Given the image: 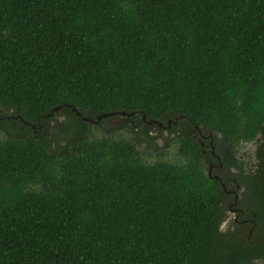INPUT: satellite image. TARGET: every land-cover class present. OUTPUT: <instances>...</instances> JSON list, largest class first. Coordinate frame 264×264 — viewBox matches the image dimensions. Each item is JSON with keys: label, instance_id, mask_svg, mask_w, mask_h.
I'll return each instance as SVG.
<instances>
[{"label": "trees", "instance_id": "obj_1", "mask_svg": "<svg viewBox=\"0 0 264 264\" xmlns=\"http://www.w3.org/2000/svg\"><path fill=\"white\" fill-rule=\"evenodd\" d=\"M258 261L264 0H0V264Z\"/></svg>", "mask_w": 264, "mask_h": 264}, {"label": "rangeland", "instance_id": "obj_2", "mask_svg": "<svg viewBox=\"0 0 264 264\" xmlns=\"http://www.w3.org/2000/svg\"><path fill=\"white\" fill-rule=\"evenodd\" d=\"M120 119H113V120H110L109 122L112 124H116L115 122L117 120H120ZM118 125L122 126V125H124V123L121 125L120 124H118ZM120 133H122V132H118V134H120ZM152 134H154V135L160 134V136L170 137L169 132L163 128L161 130L156 129L155 132ZM139 135L141 136L142 133ZM143 137L145 138V136H143ZM162 142H163V140H160V139L158 140V144L162 145ZM256 149H257V145L255 143H245V144H241L238 147V150L236 152L237 158L239 159L240 162H243L245 164V168L247 171L255 169V166H256V155H255ZM140 151L142 152L143 148H140ZM176 151H177L176 146H173L172 148H170L169 155L167 157L168 161L173 162V161L178 160ZM144 152H146V151H144ZM145 159L147 160V162L153 163L156 160V156L147 155L145 157ZM208 165H210V164H208ZM226 214H227V219L222 225V230L225 232L234 230L235 226H234L233 222H234V219L236 217V214L233 212H230V210H228ZM255 264H264V261H258Z\"/></svg>", "mask_w": 264, "mask_h": 264}, {"label": "flooded vegetation", "instance_id": "obj_3", "mask_svg": "<svg viewBox=\"0 0 264 264\" xmlns=\"http://www.w3.org/2000/svg\"><path fill=\"white\" fill-rule=\"evenodd\" d=\"M198 141L201 142V145L204 148V153H205L206 157L209 160L208 161V164H210L209 165V175L211 173L217 172L219 168L222 169L223 166H222V164L220 162V158L217 156L216 150L214 148V138H213V136L210 135L208 137V136H204L202 134ZM207 150H209V152H206ZM210 157H212V159ZM215 178H217V176ZM228 194L230 195V198H232L234 200V204H233L234 207L231 206L229 208V210H230V212H233V213L236 214V217H235L234 220H235V222H238V218L239 217H238V213L237 212H238L239 209L236 208L237 202L239 200L238 193L235 192V190H232V191H228Z\"/></svg>", "mask_w": 264, "mask_h": 264}, {"label": "water", "instance_id": "obj_4", "mask_svg": "<svg viewBox=\"0 0 264 264\" xmlns=\"http://www.w3.org/2000/svg\"><path fill=\"white\" fill-rule=\"evenodd\" d=\"M125 113H122V115H124ZM144 118H146L145 116H144ZM101 118H99V120H100ZM85 121H90V122H93V123H97V122H94V121H91V120H89V119H85ZM126 121V118L125 117H122V119H120V120H117L115 123L116 124H123L124 122ZM151 124H153V123H156V124H159L160 126H163V124H162V122H159V121H151L150 122ZM217 179H219L218 177H217Z\"/></svg>", "mask_w": 264, "mask_h": 264}]
</instances>
